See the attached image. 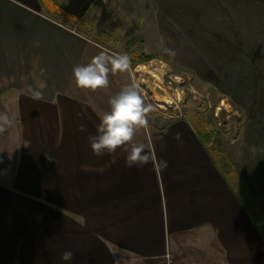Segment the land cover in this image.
<instances>
[{"label": "crops", "instance_id": "crops-1", "mask_svg": "<svg viewBox=\"0 0 264 264\" xmlns=\"http://www.w3.org/2000/svg\"><path fill=\"white\" fill-rule=\"evenodd\" d=\"M100 8L0 0V112L14 121L0 134V264H64L65 250L68 264H165L167 253L173 264H264V239L186 118L157 128L151 116L137 132L155 157L145 166L127 167L119 149L92 153L88 136L137 70L95 92L75 84V65L126 53L80 32L107 35Z\"/></svg>", "mask_w": 264, "mask_h": 264}, {"label": "rangeland", "instance_id": "rangeland-1", "mask_svg": "<svg viewBox=\"0 0 264 264\" xmlns=\"http://www.w3.org/2000/svg\"><path fill=\"white\" fill-rule=\"evenodd\" d=\"M122 1L93 0L107 35L80 32L128 53L155 109L149 124L151 116L160 128L198 112L209 150L225 154L264 211V0ZM138 57L150 59L137 67Z\"/></svg>", "mask_w": 264, "mask_h": 264}, {"label": "clouds", "instance_id": "clouds-1", "mask_svg": "<svg viewBox=\"0 0 264 264\" xmlns=\"http://www.w3.org/2000/svg\"><path fill=\"white\" fill-rule=\"evenodd\" d=\"M161 52L170 58L176 56L175 50L165 46L161 47ZM130 70L131 58L128 54H110L101 51L89 63L75 65L73 78L79 88L95 92L109 87L110 74L127 73ZM30 92L32 99L37 101L44 99L42 91L30 89ZM108 103L109 110L100 117L96 133L88 136L92 153L96 157H103L105 154L111 156L119 149L125 154L127 167H142L154 162L155 157L145 149V145L135 141L137 132L148 127L149 113L155 110L154 106L145 104L140 84L133 79L112 95ZM13 122V118L7 112H0V134L5 133ZM180 137V133H175L173 136L176 140ZM160 140L162 141L163 137ZM25 146L27 147V144ZM161 146L165 145L161 144ZM166 166V161H160L159 167ZM60 260L68 264L73 260V252L65 250Z\"/></svg>", "mask_w": 264, "mask_h": 264}, {"label": "trees", "instance_id": "trees-1", "mask_svg": "<svg viewBox=\"0 0 264 264\" xmlns=\"http://www.w3.org/2000/svg\"><path fill=\"white\" fill-rule=\"evenodd\" d=\"M66 14L65 12H63ZM70 15V14H69ZM76 18V15H70ZM150 57H138L135 59V63L137 65L143 64L148 61ZM187 120L191 124V126L196 131L200 140L204 143V145L209 149L211 145V137L207 133L205 129V123L201 118L200 114L197 112L190 114L187 117ZM210 151V150H209ZM210 154L215 162L216 167L223 175L228 185L233 189L236 193L242 205L244 206L253 226L258 231V233L264 239V211L261 206L256 202V200L252 197L249 188L240 181L238 172L235 169V166L227 159L225 154L220 153L215 150H211Z\"/></svg>", "mask_w": 264, "mask_h": 264}, {"label": "built area", "instance_id": "built-area-1", "mask_svg": "<svg viewBox=\"0 0 264 264\" xmlns=\"http://www.w3.org/2000/svg\"><path fill=\"white\" fill-rule=\"evenodd\" d=\"M103 3H106V0H104ZM166 263L165 264H173L172 255L170 253H167L165 256Z\"/></svg>", "mask_w": 264, "mask_h": 264}]
</instances>
